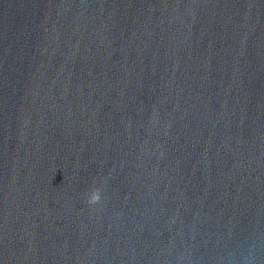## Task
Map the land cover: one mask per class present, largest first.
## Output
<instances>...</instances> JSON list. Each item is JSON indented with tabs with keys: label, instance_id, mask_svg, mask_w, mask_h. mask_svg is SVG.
<instances>
[{
	"label": "water",
	"instance_id": "1",
	"mask_svg": "<svg viewBox=\"0 0 264 264\" xmlns=\"http://www.w3.org/2000/svg\"><path fill=\"white\" fill-rule=\"evenodd\" d=\"M0 264H264V0H0Z\"/></svg>",
	"mask_w": 264,
	"mask_h": 264
},
{
	"label": "clouds",
	"instance_id": "2",
	"mask_svg": "<svg viewBox=\"0 0 264 264\" xmlns=\"http://www.w3.org/2000/svg\"><path fill=\"white\" fill-rule=\"evenodd\" d=\"M98 197L97 198H94L93 200L89 201L90 204H95L96 201H97Z\"/></svg>",
	"mask_w": 264,
	"mask_h": 264
}]
</instances>
